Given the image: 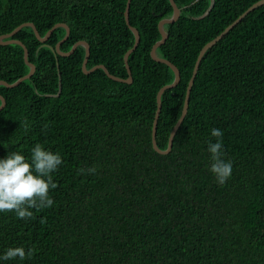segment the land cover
Here are the masks:
<instances>
[{
  "label": "trees",
  "instance_id": "obj_1",
  "mask_svg": "<svg viewBox=\"0 0 264 264\" xmlns=\"http://www.w3.org/2000/svg\"><path fill=\"white\" fill-rule=\"evenodd\" d=\"M257 0H174L178 18L156 53L179 70L161 94L156 143L166 148L200 48ZM126 0H0V35L32 23L43 36L69 27L60 49L89 45L86 67L103 64L127 78L124 53L134 41ZM169 0H130L128 20L139 43L128 55L131 82L102 68L84 72V47L56 58L29 25L12 38L28 50L35 70L15 86L0 84V158L30 156L40 143L63 163L52 173L54 204L23 220L0 212V256L9 247L36 251L0 264H264V3L249 11L203 54L187 111L170 150L152 147L156 93L173 70L150 56ZM65 34L55 27L46 43ZM28 71L18 43H0V80ZM59 72V75H58ZM59 76L61 79L59 89ZM1 103V101H0ZM22 122L27 123V128ZM223 132L232 173L220 185L208 143ZM95 167V173L87 169ZM85 169L84 173L80 169ZM41 219L46 222L41 223Z\"/></svg>",
  "mask_w": 264,
  "mask_h": 264
},
{
  "label": "clouds",
  "instance_id": "obj_2",
  "mask_svg": "<svg viewBox=\"0 0 264 264\" xmlns=\"http://www.w3.org/2000/svg\"><path fill=\"white\" fill-rule=\"evenodd\" d=\"M27 128V123L22 122ZM211 135L216 137L215 143L209 142L207 151L210 153V171L214 174L217 183L223 185L232 173V162L225 161L223 156L222 136L220 129H211ZM63 163L59 153L45 149L36 143L26 157L22 152L12 151L4 158H0V212H13L23 220L33 219V211L49 208L54 204L50 197V190L58 185L53 181L52 173L58 170ZM95 167L87 169L95 173ZM81 173L85 169H80ZM46 222L41 219V223ZM34 248L23 246L9 247L0 256V260L31 258L35 253Z\"/></svg>",
  "mask_w": 264,
  "mask_h": 264
},
{
  "label": "water",
  "instance_id": "obj_3",
  "mask_svg": "<svg viewBox=\"0 0 264 264\" xmlns=\"http://www.w3.org/2000/svg\"><path fill=\"white\" fill-rule=\"evenodd\" d=\"M195 1V0H193ZM171 6H172V12L170 15L168 16H165L163 18H161L159 21H158V29L161 33V36L159 39H157L153 45L151 46L150 48V56L156 60V61H160V62H164L166 63L167 65L170 66V68L173 70V74H174V77L172 79L171 82L169 83H166L164 85H162L158 90H157V93H156V111H155V115H154V119H153V124H152V131H151V142H152V147L154 148V150H156L157 152L159 153H166L170 150L171 146H172V140H173V136L177 130V128L179 127L186 111H187V106H188V99H189V93H190V90H191V86H192V83H193V80H194V76L196 74V71H197V68H198V65H199V62L204 54V52L209 48L211 47L214 43H216L235 23H237L241 18H243L249 11H251L252 9H254L255 7H257L258 5H261L264 3V0H257L255 2H253L251 5H249L243 12H241L237 18H235L232 22H230L219 34H217L215 37H213L212 39H210L209 41H207L205 44H203V46L200 48L199 50V53H198V56L196 58V61L194 63V66H193V70H192V74H191V77L189 79V82L187 84V87H186V91H185V95H184V100H183V105H182V109H181V113L178 117V119L176 120V122L174 123L172 129L170 130V133H169V136H168V141H167V146L166 148L164 149H161L157 146V143H156V138H155V134H156V123H157V118H158V115H159V112H160V108H161V94L162 92L167 89V88H171L173 86H175L179 80H180V73H179V70L178 68L171 62L169 61L168 59L166 58H163L161 56H159L157 53H156V48L162 43L165 41L167 35H168V32H167V29L165 27V24L166 23H170V22H173L175 21L179 14H180V8L176 5V3L174 2V0H169ZM129 3H130V0H126V5H125V8H124V18H125V22L126 24L128 25V27L130 28V30L132 31L133 33V36H134V41H133V44L132 46L126 50V52L124 53V56H123V60H124V63H125V67H126V70H127V78H121L117 75H114L112 73H110L108 71V69L103 65V64H95L93 66H91L90 68H87L86 67V62H87V59H88V56H89V45L86 41H83V40H79V41H76L71 47L69 50L67 51H63L60 49V44L67 38L68 34H69V27L67 24L63 23V22H57L55 23L43 36H41L39 34V32L37 31V29L35 28V26L30 23V22H25V23H21L20 25L16 26L14 29H12L10 32L8 33H4V34H1L0 35V43L2 44H7V43H18L22 46L23 48V58H24V61L26 63V65L28 66V71L20 76L19 78H17L15 81L11 82V83H7L6 81H3V80H0V84H3L5 86H15L17 85L21 80L25 79V78H29L32 73L34 72L35 70V66L33 63H31L29 60H28V50L27 48L25 47V45L19 41L18 39H15V38H12V36L23 26V25H29L31 26V28L33 29V32L35 34V36L38 38V40L41 41V45L40 46H48L52 52L54 53L55 55V58H56V65L58 67V60H57V55L60 54V55H68L70 54L74 48L77 46V45H82L84 47V56H83V60H82V64H81V68L84 72H90L96 68H102L104 70V72L106 73V75L108 77H110L111 79H114V80H118V81H124V82H131L132 80V77H131V70H130V67L128 65V61H127V57L128 55L137 47L138 43H139V32L138 30L130 25L129 23V20H128V9H129ZM214 4V0H210V4L209 6L207 7V9L200 15L203 16L205 15L209 9L212 7V5ZM57 26H63L65 28V34L64 36L56 42V44L54 46H51L49 44L46 43V39L48 38V36L50 35V33L52 32V30L57 27ZM58 75H59V72H58ZM60 82H61V79H60V76H59V89L60 90ZM0 109L4 106V98L0 95Z\"/></svg>",
  "mask_w": 264,
  "mask_h": 264
}]
</instances>
